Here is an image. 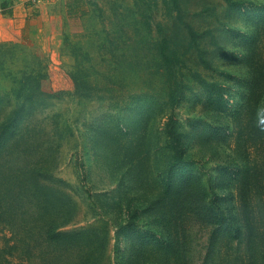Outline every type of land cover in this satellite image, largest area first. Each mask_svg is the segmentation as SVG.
<instances>
[{
  "label": "rangeland",
  "instance_id": "obj_1",
  "mask_svg": "<svg viewBox=\"0 0 264 264\" xmlns=\"http://www.w3.org/2000/svg\"><path fill=\"white\" fill-rule=\"evenodd\" d=\"M194 200L222 213L198 226ZM49 226L77 235L44 242ZM29 228L37 264H194L204 247L264 264V0L0 13V246L17 264Z\"/></svg>",
  "mask_w": 264,
  "mask_h": 264
},
{
  "label": "trees",
  "instance_id": "obj_2",
  "mask_svg": "<svg viewBox=\"0 0 264 264\" xmlns=\"http://www.w3.org/2000/svg\"><path fill=\"white\" fill-rule=\"evenodd\" d=\"M181 150V149H180ZM199 188H202L201 185L198 186ZM88 195L89 197H91V192L88 190ZM191 207L193 208L195 215H193V223H196L198 226L200 225H205L208 224V222H210L211 220L217 218V216H219L220 213H222L220 210L218 211V213L216 212V214H214V212L209 209V208H214L209 206V204L206 202L204 205H200L196 200L191 202ZM180 217V216H178ZM178 221L182 222L184 221V218H176ZM186 220L188 221V219L186 218ZM218 224L222 222L221 218H218L216 221ZM52 229L53 226H49L46 230H44V232L42 233V238L44 240V242H48V240H50L48 237H46L47 234H49L48 236L50 238H54L58 241V239L61 238H66V239H74L77 235V233H69V234H65V235H60L58 234L56 237H60V238H55L52 237L53 233H52ZM30 232V228L26 231V234L23 235V239H22V244L20 245V250L22 253H26L27 255L22 257H19V264H37L32 262V254H33V245L31 246V243L29 242L28 236L27 234ZM237 237L241 236V231H238L236 234ZM41 244V243H39ZM51 245V244H50ZM31 246V248H30ZM14 246L11 245V247L9 246L8 251L3 250L2 251V247L0 246V264H17L16 262H14L12 259H14ZM208 250L210 251V247H204L202 251H206L205 253L201 254L200 257H198V259L195 261L194 264H207V261L210 259V254L208 252ZM38 251H41V253L43 252L42 249H38ZM209 254V255H208ZM13 256V257H11ZM54 257V255H52V258ZM47 264H56V262H54V260H52L51 258H48ZM173 264H175V262H173Z\"/></svg>",
  "mask_w": 264,
  "mask_h": 264
},
{
  "label": "crops",
  "instance_id": "obj_3",
  "mask_svg": "<svg viewBox=\"0 0 264 264\" xmlns=\"http://www.w3.org/2000/svg\"><path fill=\"white\" fill-rule=\"evenodd\" d=\"M57 1L67 0H0V13L10 16L13 21L22 22L23 26L43 14Z\"/></svg>",
  "mask_w": 264,
  "mask_h": 264
}]
</instances>
